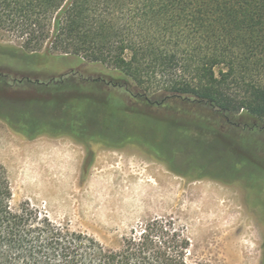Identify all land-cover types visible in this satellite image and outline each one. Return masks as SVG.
Returning <instances> with one entry per match:
<instances>
[{"label": "trees", "instance_id": "16d2710c", "mask_svg": "<svg viewBox=\"0 0 264 264\" xmlns=\"http://www.w3.org/2000/svg\"><path fill=\"white\" fill-rule=\"evenodd\" d=\"M2 31L21 49L0 46V56L59 53L109 71L95 79L71 74L12 84L0 72V120L12 132L28 140L68 137L84 147L86 168L95 146L133 145L175 174L208 177L181 172L178 149L131 129L145 118L202 144L251 138V154L229 145L233 167L218 175L233 176L244 164L264 173V0H0ZM4 93L12 103L3 104ZM35 104L53 114H36ZM236 178L264 183V175ZM11 198L0 165V264H189V240L171 219H152L111 249L28 202L13 210Z\"/></svg>", "mask_w": 264, "mask_h": 264}, {"label": "rangeland", "instance_id": "374dc122", "mask_svg": "<svg viewBox=\"0 0 264 264\" xmlns=\"http://www.w3.org/2000/svg\"><path fill=\"white\" fill-rule=\"evenodd\" d=\"M0 46L21 49V42L2 31ZM0 72L7 74L12 84L22 78L46 82L71 74L95 79L109 71L74 56L24 51L18 58L0 56ZM14 90L21 96H33L31 89ZM10 99V94H3V104L8 105ZM31 106L36 114H53L51 107L42 111L38 104ZM131 127L144 139L156 138L159 147L167 144L178 149L182 161L193 163L187 168L176 159L181 172L208 177L194 180L193 176L175 174L133 145L95 146L93 164L86 168L85 149L72 139L42 135L28 140L0 120V165L9 178L11 208L16 210L28 202L53 222L91 235L111 249L118 248L131 230H139L155 218H168L189 240V264H263L264 189L261 192L260 188L264 183L236 176L260 177L264 173L244 164L232 169L235 178L218 175L219 170L233 167L229 145L251 154L254 141L224 139L202 144L182 133L174 137L145 118L132 121ZM243 181L255 190L245 187Z\"/></svg>", "mask_w": 264, "mask_h": 264}]
</instances>
